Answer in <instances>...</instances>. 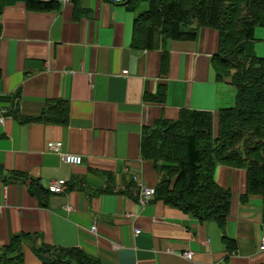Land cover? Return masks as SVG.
Here are the masks:
<instances>
[{
    "label": "crops",
    "instance_id": "1",
    "mask_svg": "<svg viewBox=\"0 0 264 264\" xmlns=\"http://www.w3.org/2000/svg\"><path fill=\"white\" fill-rule=\"evenodd\" d=\"M51 1L0 11V254L16 239L7 257L23 264H41L42 245L101 264H264V197L247 192L245 169L214 167L229 212L199 220L156 198L168 164L142 147L185 113L211 114L217 132L236 94L217 78L220 32L194 23L193 38L155 33L144 48L132 37L147 2L40 0ZM48 142L81 164H64ZM57 180L63 191L49 192ZM141 187L154 190L144 204Z\"/></svg>",
    "mask_w": 264,
    "mask_h": 264
},
{
    "label": "trees",
    "instance_id": "2",
    "mask_svg": "<svg viewBox=\"0 0 264 264\" xmlns=\"http://www.w3.org/2000/svg\"><path fill=\"white\" fill-rule=\"evenodd\" d=\"M13 1L0 0V11ZM24 1L43 7L57 4ZM138 1L149 7L134 22V46L148 48L155 33L191 39L194 23L221 34V49L215 56L217 78L228 79L236 94L234 105L220 111L217 132L211 114L185 113L164 127L157 140L146 138L142 147L146 157L168 164L161 168L164 176L155 189L156 198L199 220L223 223L230 193L215 185L216 165L245 169L247 192L264 197V58L248 49L255 29L264 28V0H129V8ZM15 243L12 239L0 254V264H23L20 254L7 257ZM33 252L41 264H101L76 249L42 245Z\"/></svg>",
    "mask_w": 264,
    "mask_h": 264
},
{
    "label": "built area",
    "instance_id": "3",
    "mask_svg": "<svg viewBox=\"0 0 264 264\" xmlns=\"http://www.w3.org/2000/svg\"><path fill=\"white\" fill-rule=\"evenodd\" d=\"M110 1L114 3H121L123 0H110ZM61 148H62V145L60 142H48L46 144V149L49 152L57 154L64 164L66 165H80L81 164L82 158L80 156L69 154V153H63ZM64 186H65V182L63 180H57L48 186V190L51 193H60L63 191ZM153 196H154L153 189L141 187L140 202L142 204L151 200ZM91 230H94V227H92ZM190 256H191L190 254H186V258L189 259Z\"/></svg>",
    "mask_w": 264,
    "mask_h": 264
},
{
    "label": "rangeland",
    "instance_id": "4",
    "mask_svg": "<svg viewBox=\"0 0 264 264\" xmlns=\"http://www.w3.org/2000/svg\"><path fill=\"white\" fill-rule=\"evenodd\" d=\"M262 30H258L255 34V39H259L261 38V40H264V34H258L260 33L259 31H262V33H264V28H261ZM260 35H262L263 37H259ZM253 45L256 46L257 49V56H259L260 58H264V41H259V40H255L253 42Z\"/></svg>",
    "mask_w": 264,
    "mask_h": 264
}]
</instances>
